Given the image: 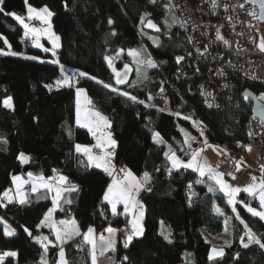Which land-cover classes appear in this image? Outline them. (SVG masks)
Returning <instances> with one entry per match:
<instances>
[{"label": "trees", "instance_id": "16d2710c", "mask_svg": "<svg viewBox=\"0 0 264 264\" xmlns=\"http://www.w3.org/2000/svg\"><path fill=\"white\" fill-rule=\"evenodd\" d=\"M28 1L36 8L47 7L53 13L52 25L60 38V47L55 55L52 51L35 48L25 35L24 27L8 15L16 13L25 17L26 0H3L0 50L18 53L0 55V220L9 223L15 232L13 236L5 235V227L0 222V253L16 251L18 254L16 258H5L3 264H44L45 261L57 264L61 247L69 264H92L90 245L81 237L61 245L53 231L42 225L54 205L53 192L44 188L37 192L30 188L25 191L24 187L27 194L24 204L3 198L13 187L16 175L32 173L48 180L59 174L73 179L76 190L63 193L55 218H76L82 231L88 226L97 232L110 226L129 227L128 215L121 208L113 214L103 202L110 176L93 168L87 157L76 151L77 144L93 142L92 133L78 126L75 120L76 88L85 89L91 97V106L111 123L110 131L117 145L115 167L139 176L147 173L150 177L149 186L139 193L145 208L144 233L133 236L127 247L125 242L120 246L117 264H184L186 252L192 254L194 264H264V249L255 243L247 248L243 246L248 243V237L240 220L233 222L232 242L225 247L223 255L209 259L211 243L203 230L209 235L224 230L225 216L216 212V206L222 205L227 210L225 197L221 192L209 191V183L215 182L202 181L195 170L171 168L166 155L169 147L181 161L189 162L193 152L207 142L219 145L223 151H232L236 158L246 152L252 119L251 105L243 98L247 85L236 82L235 86L221 89L220 102L215 108H208L199 93H190L179 82L178 91L172 89V84H177L175 73L182 65L177 57L191 58L195 52L170 0L154 3L152 0ZM233 1L243 8L250 7L249 15L252 12L258 15V10L244 0ZM163 16L168 19L165 20L169 29L167 35L147 26L153 21L160 27L157 19ZM250 17L248 26L257 31L258 19ZM26 20L28 25L39 21L38 29L43 27L42 20L36 16ZM109 20L113 23L109 24ZM220 34L229 41V45H225L217 39L216 50L222 59L245 66L257 57L250 47L238 49L230 31L225 29ZM46 43L49 49L48 41ZM129 50L148 52L156 67L148 68L139 83L117 85L113 68L128 62L126 52ZM105 57L112 58L111 67ZM54 59L58 63H53ZM75 70L88 75H80L76 81ZM65 75L73 83L57 86L56 81L63 80ZM97 81L112 85L119 92ZM249 87L258 93L254 86ZM161 89L165 90V100L155 101ZM123 92L136 97V101L122 95ZM9 97L13 102L11 109L3 106V101ZM191 108L202 115L207 125L205 130H200L203 135L193 128L187 117ZM184 127L195 139L186 143ZM258 146L264 158V141ZM21 154L28 157L26 163L21 161ZM262 165L264 160L261 159L258 166L262 168ZM245 197L242 195L241 201ZM238 208L242 220L264 242V222L247 212L242 204ZM162 232L170 233L171 243L164 239ZM45 234L56 240L55 246L49 245L47 253L34 239Z\"/></svg>", "mask_w": 264, "mask_h": 264}, {"label": "snow or ice", "instance_id": "6c2138e0", "mask_svg": "<svg viewBox=\"0 0 264 264\" xmlns=\"http://www.w3.org/2000/svg\"><path fill=\"white\" fill-rule=\"evenodd\" d=\"M154 3L155 0H152ZM252 2H258L261 8V14L257 15L255 12L250 13V15H253L256 19L259 20H264V0H252ZM3 0H0V11H3L2 8ZM216 2L213 0V7L215 8ZM243 7V5H241ZM28 13H29V18L32 17V14L35 13L36 17H38L40 20H42L45 24H48V29H38V28H30L29 25L25 22V18L17 15L16 13H8V15L13 16L26 30L25 35L31 34L35 39L34 43L36 47H42V45L39 43V36L41 33L46 32L49 36V38L52 40L53 47L57 48L59 47V37L55 36L53 33H51L50 28L51 25L49 23L50 17L53 15L52 12H50L47 8H44L40 11H37L36 9L32 8L29 6L28 8ZM143 22V20H142ZM113 21L109 20V24H112ZM148 27L150 28H156L157 31L159 29L157 26L152 23L151 21L148 22ZM182 27L184 26L183 24L181 25ZM171 27V25H170ZM115 33H113L114 35ZM216 37L218 40H221L225 45H229V41L224 39V37L220 34L219 30H217ZM5 43H7V40L5 39ZM11 45H9V48ZM259 49L261 52H264V40L261 41L259 44ZM44 51H49V49L45 48ZM0 55H18L16 52H4L3 50H0ZM53 55L55 53L53 52ZM129 55H132L136 61L137 64V72L140 71V65L142 64H147V67H156V64L151 60L148 59L147 61L139 59V53L136 52H130ZM32 59H35L32 57ZM106 60H108L109 66H112V58L111 57H105ZM184 57H177V62L183 60ZM53 63H58V61H53ZM128 69L129 66L125 65V71L123 73L116 71L115 68H113V71L115 72L116 80L115 83L117 85L120 84H125L127 82V77H128ZM61 71L63 72V66H61ZM79 75L81 76H87V73H80ZM146 78V77H145ZM92 79H95V77H92ZM255 79V77H253ZM71 78L68 77L67 75L64 76L63 80H57L56 85L60 86L63 84H70ZM98 83L102 84L105 88H111L112 91L119 92L118 88L112 87V85L105 84L103 81H97ZM51 87V86H48ZM163 91V89H161ZM83 90L82 89H77V113H76V122L77 124H80L83 127H87L89 131L92 132L93 136H96L97 138V145L96 147L100 148L103 150V155H94L92 152V148L88 146H83L77 144L75 146L76 151L83 153L84 155L87 156L88 162L90 164H93L97 168H103L105 172H107L109 175H112L113 172L115 171L114 167L111 165V156L113 155L112 152H108L106 149L108 147H114L116 144V141L112 139L111 133L104 134L101 132L102 128H109L110 122L107 120L106 117H103L99 112H89L86 108L82 109L81 104H80V96L82 95ZM122 95L129 97L131 100L136 101V97L130 96L129 93L123 92L121 93ZM245 99L249 98V94L245 93L244 95ZM259 100H264V94H262L259 98ZM87 103H91V101H87ZM141 103H143L141 101ZM3 106L5 108H13V104L11 101V98H7L3 101ZM211 107V105H209ZM163 111V109H161ZM187 119V117H186ZM195 123V122H194ZM101 132V135L97 136V133ZM187 139L186 143L188 140L195 139L194 137L188 136V134H185ZM201 135H203V132L201 131ZM251 135V133H249ZM158 136V134H157ZM158 142V141H157ZM207 141L205 140V143ZM189 147L191 145L189 144ZM202 151V150H201ZM167 155V154H166ZM200 152H193L191 160L189 162H184L181 161L178 157H176L175 153H172L168 158L172 163V167L175 169L179 168H191L197 172L201 176H204L207 174L211 179H213L216 184L219 185L220 191L224 192L227 197H228V203L232 205L233 211H236V196L241 192L244 191L248 193V195L256 198L258 197L259 200V209L251 207L248 204H245L244 207L249 212L252 216L258 217L260 220L264 221V179H262L259 183H256V178L253 177V183L249 184L247 187L241 189L240 187H234L230 184H228L224 179V173L218 172L215 169H213L207 162V160H201L200 158ZM21 159L27 160L28 158L23 156L21 154ZM262 169H264V165H262ZM239 170V164L237 163V171ZM122 173H124V176L122 179H113L112 184L109 186L107 192L105 193L104 200L107 201L108 203L111 204V209L112 213L116 214V209L117 205L120 203L124 204L125 212L131 211L133 209L139 208V215L134 216L133 222H132V228L133 232L131 235L127 237V240L125 241V247L128 246V243L131 242L133 236H140L143 234V227L141 225V221L144 216V211H143V206L139 205L138 202L135 199V194L145 186V184L149 181L150 177L147 173L144 174L143 180H138L136 176L127 169H121L120 170ZM171 171V169H169ZM29 177H31V183H32V192H37L40 188L47 189L48 191H51L54 193L52 199H53V204L55 206H59L60 200L62 198L63 193L65 192H72L76 190L75 185H68L67 187H64L67 182V177L64 176H58L54 177L53 179L58 180L59 182L56 184H53L49 182L48 180H45L43 176L39 177H33L32 173L28 174ZM229 175H232L229 173ZM233 179H235V176H233ZM13 181L17 182V193L19 194V203L24 204L26 203V196L23 192H20V188L24 181L21 180L20 177H13ZM198 183L200 181H197ZM191 187V186H189ZM212 188H209V191H212ZM3 198H6L8 202H13V196L9 195V192H5L3 194ZM2 199V198H0ZM65 203H71V200H65ZM240 203L243 204V201H240ZM6 206V205H5ZM55 210V208L49 210V213L44 217V221H42V224L53 228L55 230V237L56 240L60 242L62 245L65 243L67 240L72 239L74 236H79L81 235L79 227L76 225V222L73 220L71 222L68 221H60L59 224L62 227H56V224L52 222L51 217L52 213ZM216 212L223 215V213L220 211L219 208L216 209ZM237 218H239V213H237ZM241 223L244 224V227L246 229L245 235L248 237V243H244L243 246L245 248L249 247L250 244L255 243L260 246V248L264 249V242H261L259 238L256 237L255 233L252 232L251 228L248 227V225L241 220ZM26 232H28V229H25ZM107 231L110 234H114L115 230L112 228H108ZM94 229L89 228L87 233L83 235L84 241L91 245V261L92 264H97V249H96V242L93 237ZM15 234L14 230H11L10 228L5 231V235L7 236H13ZM29 235H31V232H28ZM164 236V239L167 240L169 243H171L170 239V233L169 234H164L163 232L161 233ZM37 243H39L45 253H47L49 245L53 244L51 240L48 239L47 236H37L34 237ZM101 240L104 239L103 236L100 237ZM243 242V238H242ZM114 244L115 241L114 239L111 238V236L105 241V246L100 250L99 255H104L105 252L107 251H114ZM55 246V245H53ZM17 254L15 252H5L3 254H0V264H3L4 258L8 256H16ZM223 251H217L215 247L212 248L211 255L209 256V259H214L217 256H222ZM125 259H127L125 257ZM44 264H47L45 261ZM58 264H67V260L65 258V253L63 248H60L59 252V261Z\"/></svg>", "mask_w": 264, "mask_h": 264}, {"label": "built area", "instance_id": "2783aa9c", "mask_svg": "<svg viewBox=\"0 0 264 264\" xmlns=\"http://www.w3.org/2000/svg\"><path fill=\"white\" fill-rule=\"evenodd\" d=\"M170 2L179 14L180 23L184 25L183 28L187 31L195 52L194 57L182 60L181 68L175 73L177 84H172L173 90L178 91V82L185 85L190 93H199L208 108L217 107L220 102L219 91L235 86L236 82L247 85L248 89H250L249 86H254L258 92L256 93L258 98L264 94V52L259 49V35L256 29L248 26L251 21L250 7L243 8L233 0H215L217 5L215 8L213 0H170ZM40 25L39 21H32L29 27L38 28ZM225 29L235 36V45L238 49L250 47L254 50L257 57L248 65H234L218 55L216 33L217 30L221 33ZM74 75L77 77L76 81L80 79L78 71L75 70ZM164 94L165 90H160L154 100L164 101ZM260 101L264 104L263 100ZM187 117L196 129H206L207 125L202 115L195 108L188 110ZM250 133V144L258 146L264 141V126L253 114L250 121ZM93 151L99 152L98 147L94 146ZM235 158L232 151L224 150L218 160L219 172L230 177L229 173L233 172ZM121 169L125 168L115 167V173L124 175ZM53 178L48 180L56 182ZM67 182L69 185L76 184L73 179H67ZM24 190L28 191L29 188L26 187ZM243 204L257 206L258 202L253 197L246 196ZM119 230L124 242L133 232L130 227H121Z\"/></svg>", "mask_w": 264, "mask_h": 264}, {"label": "crops", "instance_id": "0c3cea01", "mask_svg": "<svg viewBox=\"0 0 264 264\" xmlns=\"http://www.w3.org/2000/svg\"><path fill=\"white\" fill-rule=\"evenodd\" d=\"M264 40V27L262 29V31L259 33V44L261 43V41ZM45 41V44L47 45V41ZM49 43V51H54L55 53H57V50L59 49L60 47V44H59V47L57 48H54L53 45L48 41ZM258 44V45H259ZM130 52H136V53H139L140 57H141V60H144V61H147L148 59H151V57L149 56L148 52L146 53H141V52H138L136 50H129L126 52V56L128 57L129 53ZM132 56V55H131ZM131 58H128V62H126L125 64H123L122 66L120 67H114L116 71H119L121 73H123L125 71V65H128L129 66V69H128V77H127V82L123 85H126L128 83H132L134 82H137L139 83L141 81V78L140 76L142 77L143 75L145 76V72L147 71V69L149 67H147V64H142L140 65V72H137V64L136 63H133L131 60ZM140 59V58H139ZM115 73V72H114ZM116 78V76H115ZM73 81L71 79L70 81V84H72ZM77 89H82L83 90V93L82 95L80 96V104H81V108L82 109H87L89 112H99L97 109H94L92 106H91V103H87V101H91V97L87 94L86 90L83 89V88H76V93H75V98H76V111H75V120L77 119L76 117V113H77ZM100 113V112H99ZM103 117H105L102 113H100ZM107 118V117H106ZM108 120V119H107ZM109 121V120H108ZM110 122V121H109ZM77 123V122H76ZM78 126L80 127H83L81 126L80 124H77ZM111 125V123H110ZM86 129H88L87 127H84ZM111 129V126L109 128H102L101 129V132H103V130H107V131H110ZM89 130V129H88ZM91 132V131H90ZM100 132H98L99 134ZM97 134V135H98ZM96 146V145H94ZM93 146V147H94ZM115 147V146H114ZM99 149V148H98ZM257 151V148H252V149H246V152H244V154L242 156H240L239 158L237 157V159L235 160V166H234V170L232 172V175L230 177L227 178V180L229 181L228 184L234 186V187H240L241 189L247 187L249 184L253 183V180L252 178L255 177L256 178V183H259L262 179H264V171L262 170V168H260L258 166V164L260 162L261 159L264 160L263 157L261 156H256L255 153ZM261 155V151L258 153ZM111 162V165L114 167L115 169V164H114V157H113V160L110 161ZM237 163L239 164V170L237 171ZM98 169H101L103 170V168H98ZM128 170V169H127ZM104 171V170H103ZM132 172V171H131ZM133 173V172H132ZM108 174V173H107ZM136 178L138 180H142V178L144 177V174L143 175H136L135 173H133ZM109 175V174H108ZM58 176H62V175H58ZM57 176V177H58ZM110 176V181L107 185V188L104 192V195H103V202L107 203L109 205V208L110 210L112 211L111 209V204L108 203L107 201L104 200V196H105V193L107 192L109 186L112 184L113 182V179H122L124 175H118L115 173V171L113 172L112 175H109ZM233 176H235V179H233ZM59 181L56 180V183H58ZM147 186H149L150 184V179L149 181L146 183ZM217 185V184H216ZM65 187V185H64ZM145 188V187H144ZM143 188V189H144ZM142 189V188H141ZM142 189V190H143ZM221 192L222 195H224L225 197V204H227V210L224 206L222 205H217L216 206V209L219 208L220 211L224 214L225 216V227L227 225V223H229L230 225V228H231V239H232V235H233V222L234 220H242L241 216L239 215V218H237V213H239V208L238 206L242 203H240L241 201V196L242 195H246V196H250L248 195V193L244 192V191H241L237 196H236V211L234 212L233 211V208H232V205L228 203V197L227 195L220 191V188H215L213 189V192ZM252 197V196H251ZM254 198V197H253ZM257 202H258V205L257 206H251V207H254V208H257L259 209V200H258V197L254 198ZM140 200V199H139ZM242 206H244V204H242ZM119 208H121L123 210V213L128 215V224H129V221H130V214L129 212H125V208L123 206L122 203L118 204L117 205V209H116V212L119 210ZM245 208V207H244ZM246 210V209H245ZM247 211V210H246ZM49 213V212H48ZM47 213V214H48ZM258 218V217H257ZM54 222V221H53ZM264 222V221H263ZM129 227L131 228V226L129 225ZM50 228V227H48ZM89 228H92L94 229V233H93V237L95 239V242H96V249H97V264H117V257H116V260L111 261L112 258H113V255H115V253L118 251V248H120V246H122L124 244V241H122L121 237L119 236V228L118 227H113V226H110L108 228H112L115 230L114 234H110L107 229H105V231L103 232H97L95 230L94 227L92 226H88L84 231H82L81 235L79 236H74L73 238H78V237H81L82 240L83 239V234L84 233H87L88 229ZM51 229V228H50ZM133 230V228H131ZM51 231H54V229H51ZM224 231V230H223ZM103 236L104 239L101 240L100 237ZM111 236L112 239H114L115 241V244H114V251H107L104 253V255H99V252L100 250L105 246V241ZM72 238V239H73ZM85 242V241H84ZM90 249H91V245H90ZM64 250V249H63ZM60 251V249H59ZM92 251V249H91ZM5 252H10V251H5ZM3 252V253H5ZM224 252V251H223ZM3 253H0V254H3ZM17 254V253H16ZM8 257H13L15 258L16 256H8ZM6 258V257H5Z\"/></svg>", "mask_w": 264, "mask_h": 264}, {"label": "rangeland", "instance_id": "374dc122", "mask_svg": "<svg viewBox=\"0 0 264 264\" xmlns=\"http://www.w3.org/2000/svg\"><path fill=\"white\" fill-rule=\"evenodd\" d=\"M26 5H27V12H26V16L24 17L25 18V22L27 23V18L28 19H30L29 18V13H28V8H29V6L30 7H32V8H34V9H36L37 11H40V10H42V9H44V8H47V7H43V8H36V7H34V6H32L30 3H29V1L28 0H26ZM49 11H50V9L49 8H47ZM51 12V11H50ZM33 16H36L35 15V13H33L32 14V17ZM31 17V18H32ZM165 20H168L167 19V17H161L160 19H157V23H160L161 25H163V26H161L160 25V27H159V25H156V23H154L153 21H151L152 23H154L156 26H157V28L161 31V32H164L163 33V35H167V33H168V27L166 26V21ZM163 21H165V22H163ZM43 22V21H42ZM49 23H50V25H51V28H50V31H51V33H53L55 36H58L57 34H56V32H55V30H54V28H53V25H52V16L50 17V19H49ZM257 31H258V33H260L261 31H262V29H263V27H264V24H261L259 21H258V24H257ZM39 29H48V24H45L44 22H43V27L42 28H39ZM152 29H155V30H157L156 28H152ZM26 31V30H25ZM141 31H142V34H143V29H141ZM27 37H29L30 39H31V41H32V43H33V46L35 47V48H39V49H45L46 48V45H45V41L44 40H47V41H49L52 45H53V43H52V40L49 38V36H48V34L46 33V32H44V33H41L40 34V36H39V43L42 45V47H36V45H35V43H34V37L31 35V34H28V35H26ZM149 36L150 37H152V38H154L155 36L153 35V34H149ZM59 37V36H58ZM58 43L60 44V38H59V41H58ZM52 51V50H51ZM52 52H54V51H52ZM128 58H131L130 60L133 62V63H136V61H135V59H134V57L133 56H131V55H128ZM139 58L141 59V57H140V55H139ZM151 60L153 61V57H151ZM54 61H56L55 59H54ZM123 63V62H122ZM116 67H117V65H115ZM11 101H12V99H11ZM263 102H264V100H263ZM12 104H13V102H12ZM192 128V127H191ZM193 128L196 130V131H198V132H201L199 129H196L195 127H194V125H193ZM192 128V129H193ZM193 129V130H194ZM183 132H184V135L187 133L188 134V136H190V134H191V131L188 129V128H183ZM92 133V132H91ZM107 133H111V131H108V132H106V133H104V134H107ZM98 134V133H97ZM99 135H101V132L97 135V136H99ZM111 135H112V133H111ZM92 136H93V134H92ZM186 136V135H185ZM187 138V137H186ZM112 139H114V137L112 136ZM115 140V139H114ZM81 145H83V144H81ZM94 145H97V138H96V136H93V142L91 143V144H88V145H83V146H88V147H90V148H92V152H93V154L94 155H97V156H99V155H103V150H101L100 148H99V152H94L93 151V146ZM117 145L115 144V147H116ZM115 147H108L106 150L108 151V152H112L113 153V155L111 156V160H113V157H114V148ZM252 148H257V151H256V153H255V155L257 156H261L260 154H258L260 151H261V147L260 146H255V145H253V144H249L248 145V147H247V149H252ZM202 150V151H201ZM196 152H200V159L201 160H207V162H208V164L213 168V169H215L216 171H218L219 172V170H218V160H219V157H220V155H221V153L223 152V149L219 146V145H217V144H214V143H209V142H207L206 143V145L203 147V148H200L199 150H197ZM172 153H174L169 147H167V149H166V154H167V158L172 154ZM176 155V154H175ZM23 156H25V155H23ZM86 156V155H85ZM25 157H27V156H25ZM87 157V156H86ZM176 157H177V155H176ZM28 158V157H27ZM239 158V157H238ZM88 159V158H87ZM237 159V158H236ZM168 160H169V158H168ZM21 161L23 162V163H26L27 161H28V159L25 161V160H23V159H21ZM169 163H170V166H171V168H173L172 167V163H171V161L169 160ZM92 165V167L93 168H97V167H95L93 164H91ZM234 166H235V162H234ZM173 169H175V168H173ZM188 169H191V168H188ZM193 170V169H192ZM197 172V171H196ZM198 173V175L200 176V179L202 180V181H206L207 183H209L208 182V180L211 182V180L209 179V176L207 175V174H205L204 176H201L200 174H199V172H197ZM32 176L33 177H39L40 175H34V174H32ZM16 177H20L21 178V180L22 181H24V183L22 184V186H21V188H20V192H23L24 194H25V196H27V194H26V192L23 190L24 189V187H28V188H32V183H31V177H29V175L27 174V175H22V174H20V175H16ZM227 178L228 177H226V176H224L223 177V179L228 183L229 181L227 180ZM45 180H47V179H45ZM142 180H143V178H142ZM49 181V180H48ZM50 182V181H49ZM215 182V181H214ZM51 183H53V184H56V182H55V180H54V182L52 181ZM210 185H211V188H218L219 187V185L217 184V185H215L216 184V182L215 183H209ZM145 188H147V184H145V186H144ZM143 187V188H144ZM142 188V189H143ZM144 188V189H145ZM40 189H43V188H40ZM39 189V190H40ZM142 189H140L136 194H135V199H136V201L138 202V204L139 205H142L143 206V211H144V204H143V202L141 201V200H139V193L142 191ZM7 192H9V195L10 196H13V200H17V201H19V199H20V197H19V194L17 193V182H14L13 181V187L11 188V189H9V190H7ZM123 204V203H122ZM123 206H124V204H123ZM53 208H55V210L53 211V213H52V217H51V220H52V222L54 221V223L56 224V227H62L60 224H59V222L60 221H68V222H71V221H75L76 222V225L79 227V230H80V233H82V230H81V228H80V223H79V221L76 219V218H71V219H56L55 218V211H56V209L58 208L57 206H55V205H53V207L51 208V209H53ZM139 211H140V209L139 208H136V209H133V210H131V211H128L129 212V214H130V221H129V225L131 226V228H132V222H133V219H134V216H138L139 215ZM144 214H145V211H144ZM143 220H144V216H143V219H142V221L140 222L141 223V225H142V227H143ZM44 221V220H43ZM0 222L4 225V227H5V231L6 230H8L9 228L11 229V230H13L12 229V227L10 226V224L9 223H7L6 221H4V220H0ZM44 227H48V226H46V225H44V224H42ZM164 225V224H163ZM230 224L229 223H227V225H226V227L224 228V231H222L221 233H219V234H217V235H209L205 230H203V233H204V236L206 237V239H207V241H209L210 243H211V250H210V252H209V256L211 255V252H212V248L213 247H215L216 249H217V251H220V250H222V251H224L225 250V247H227V246H229L230 244H231V242H232V239H231V228H230V226H229ZM51 229H53V228H51ZM119 231V236L121 237V234H120V230H118ZM53 233H54V235H55V230L53 231ZM143 233H144V227H143ZM85 234V233H84ZM83 234V235H84ZM43 236H47L48 237V239L49 240H51L52 242H53V244L52 245H56V240L53 238V237H51L50 235H47V234H45V235H42V237ZM67 241H69V240H67ZM66 241V242H67ZM123 241V240H122ZM59 242V241H58ZM60 243V242H59ZM63 244H65V243H63ZM62 244V245H63ZM118 250H119V248H118ZM10 252H15V253H17L16 251H10ZM60 252V251H59ZM59 252H58V258H57V264H58V261H59ZM64 253H65V251H64ZM117 253H118V251L115 253V255H113V258H112V260L111 261H113L114 262V260H116V257H117ZM224 253V252H223ZM18 255V254H17ZM17 255H16V257H17ZM15 257V258H16ZM218 257H220V256H217L216 258H218ZM7 258V257H6ZM65 258H66V254H65ZM5 259V258H4ZM67 260V259H66ZM67 264H69L68 262H67ZM184 264H194V259H193V256H192V254L190 253V252H186L185 253V255H184Z\"/></svg>", "mask_w": 264, "mask_h": 264}, {"label": "water", "instance_id": "95a60500", "mask_svg": "<svg viewBox=\"0 0 264 264\" xmlns=\"http://www.w3.org/2000/svg\"><path fill=\"white\" fill-rule=\"evenodd\" d=\"M245 3L248 5V6H251V7H255L257 10H258V15L261 14V8H260V5L258 2H252V0H244ZM258 21L261 23V24H264V20H259ZM245 93H248L249 94V98L248 99H245L244 98V95ZM243 98L246 102H248L250 105H251V110H252V114L253 116L259 120L263 126H264V104L258 99V96L257 94L251 90V89H246L244 91V94H243ZM209 179L211 181H214L213 179H211L209 177Z\"/></svg>", "mask_w": 264, "mask_h": 264}]
</instances>
